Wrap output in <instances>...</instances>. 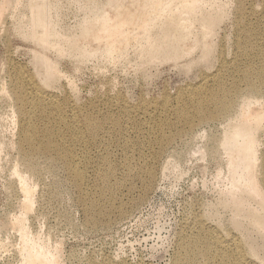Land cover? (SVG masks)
I'll return each instance as SVG.
<instances>
[{"label":"bare ground","instance_id":"1","mask_svg":"<svg viewBox=\"0 0 264 264\" xmlns=\"http://www.w3.org/2000/svg\"><path fill=\"white\" fill-rule=\"evenodd\" d=\"M20 1L16 0L17 5ZM221 1L129 0L123 3V0H105L102 4L93 2L87 6L86 3L79 7L88 11L83 13L76 28L72 26L74 33H61L52 24L54 21L50 22L48 1L29 0L30 33L27 34L42 52L32 50L33 57L40 58L39 69L43 75L39 79L36 74L24 71L22 66H10L11 91L19 115L16 142L23 166L21 168L15 161L11 176L16 179L21 200L20 212L8 222H0L1 235L12 232L18 238L19 244L10 245L16 264H63L58 258L57 244L32 233L27 222L37 203L35 181L41 159L50 165L63 166L78 193L79 204L87 213L88 224L103 225L112 214L121 216L124 213V205L116 203L115 191L131 176L127 172L121 180L115 179L118 164L113 161L109 148L119 144L121 164L129 168L134 153L128 146L132 145L138 151L150 153V157L141 155L138 160L142 166H152V160L172 141L171 136L163 135L166 128L174 125L168 119L169 114L175 117L176 123L187 127L201 122L227 121L219 139V147L226 157L224 169L220 168L214 177L216 183H223L219 189V206L229 210L233 229L244 231L250 227L264 238V152L260 151L257 137L264 129V47H261L264 45V4L259 11L246 1L239 2L235 8V46L241 60L234 62V69L240 73L239 77L231 85L224 84L229 67L227 61L220 58L215 73L204 75L198 84L186 87L174 98H163L151 105L153 114L144 127L146 136L138 121L130 116L128 107L120 102L116 105L117 115L108 111L94 116L96 102L76 105L68 97L59 98L49 93L44 86L64 76L58 70L57 61L47 57V51H53L57 57L74 56L80 61L94 57L117 61L125 55L127 46L135 42L142 62L164 56L170 60L188 58L195 49L208 55L213 48L214 30L226 13V4ZM9 3V0L0 3V19ZM241 63L246 65L240 66ZM239 83H244V93L239 92ZM66 86L72 88V83L67 82ZM149 107L142 102L138 109L147 113ZM130 128H137L143 141L141 137L129 138ZM1 147L0 143V153ZM101 147L104 153L89 157V152H99ZM92 166L95 174L91 183L87 170ZM140 172L137 177L144 191L150 185L153 171L148 168ZM201 223L199 221L200 231L204 227L205 236L185 245L184 253L173 264H259L257 254L247 249L232 234L231 228L219 234ZM7 240V234L0 236L1 250L8 248Z\"/></svg>","mask_w":264,"mask_h":264},{"label":"rangeland","instance_id":"2","mask_svg":"<svg viewBox=\"0 0 264 264\" xmlns=\"http://www.w3.org/2000/svg\"><path fill=\"white\" fill-rule=\"evenodd\" d=\"M9 1V6L0 19V143L3 146L0 153V169H3L0 170V222L3 223L20 212L21 198L11 170L15 161L23 167L16 142L19 115L11 91L13 86L10 85V66H22L24 71L36 74L39 79L43 75L39 69L40 58L33 57L32 50L39 54L42 52L27 34L30 33L29 0H21L18 5L16 0ZM47 1L51 6L50 22L54 21L52 24L61 33H74L78 22L82 21L83 13L88 11L79 7L93 2L102 4L105 0ZM222 1L223 5L226 4V13L214 30L213 48L208 55L200 54V49H195L188 58L185 56L170 60L164 56L142 62L139 60L135 42L127 46L129 50H126L124 56L117 58V61L100 57L80 61L74 56L57 57L53 51H47V57L57 61L58 70L64 78L46 83L45 89L59 98L68 97L76 105L96 102L98 106L92 112L94 116L108 111L117 115L116 105L120 102L128 107L130 116L138 121V126L143 128L142 133L146 136L144 127L149 116L153 114L151 105L163 98H174L186 87L198 84L204 75L215 73L220 58L225 59L229 67L223 83L231 85L239 77L240 73L234 69V62L241 60L235 46V8L239 2L246 1L254 10L259 11L264 0ZM126 2L129 0H123V3ZM67 29L69 30L66 31ZM67 82L72 83V88L66 86ZM239 89V92L244 93V83H239ZM262 95L263 102L264 88ZM142 102L150 105L147 113L138 109ZM168 119L174 125L166 128L163 135L171 136L172 141L152 160V166L148 167L153 171V176L149 187L144 191L137 174L140 175L141 170L148 168L142 166L138 157H150V153L138 151L132 145L128 146V150L134 153V159L127 168L121 164L119 144L109 148L113 161L118 164L115 167V179L121 180L127 172L131 176L115 191L116 203L124 205V213L121 216L112 214L100 226L88 224L87 213L79 204L78 193L70 183L63 166L50 165L45 160H40L34 194L37 203L27 222L32 233H38L41 239L49 238L57 244L61 263L173 264L184 253L182 250L185 245L205 236V228L202 227L200 231L199 221H202L205 227L215 229L219 234H224L226 229L231 228L232 234L247 249L257 254L256 261L264 264V238L250 227L244 228V231L233 229L229 210L219 206V189L223 183H216L214 177L220 168L224 169L226 157L219 147V139L227 121L222 119L201 122L194 127H187L176 123L175 117L170 114ZM137 131V128H130L128 137L133 140L141 137L143 141L142 134ZM257 137L260 140V151L264 152V129L259 131ZM200 152L204 153L203 157ZM102 153L103 147L99 152H89V157L94 158ZM94 168L92 166L87 170L91 183L94 179ZM91 191L93 192V188ZM6 234L9 245L6 251L0 249V264H16L11 246L19 244V241L12 232H4L0 236Z\"/></svg>","mask_w":264,"mask_h":264}]
</instances>
